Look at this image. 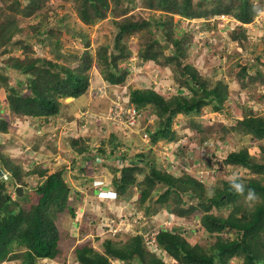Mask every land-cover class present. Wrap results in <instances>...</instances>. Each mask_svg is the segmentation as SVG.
I'll return each instance as SVG.
<instances>
[{"label": "trees", "instance_id": "trees-1", "mask_svg": "<svg viewBox=\"0 0 264 264\" xmlns=\"http://www.w3.org/2000/svg\"><path fill=\"white\" fill-rule=\"evenodd\" d=\"M45 1L0 0V58L4 61H0V94L5 93L4 106L7 104L13 114L11 119L0 113V263L18 259L19 264H36L44 257H58L62 250L57 220L68 212L74 216L77 207L71 202L73 193L66 175V162L53 171L43 162H35L24 172L12 160V154L4 150L3 145L14 141L11 135L15 130L13 122L24 116L38 118L41 124H53L55 118L71 121L76 116L70 117L63 110L64 106L72 105L65 99L88 98L90 70L94 64L101 74L97 91L105 84L121 90L132 75V63L136 68L142 66L140 72L160 68L161 81H170L173 86H178L176 92L149 82L144 86L128 85L126 88L129 101L141 113L136 117L141 126L150 118L154 120L142 129L143 134L150 137V151L131 154L130 150L123 148L125 142L116 133L102 138L95 148L92 133L73 127L69 134H63L68 137L66 139L74 152L71 165L73 168L79 165L75 170L89 174L97 165L121 160L122 166H110L115 172L110 183L115 199H133L138 207L147 201L145 215L169 208L167 215H178L182 220L159 229L153 228L156 230L154 235L138 231L124 241L116 239L117 236H108L101 243L102 249L94 248L92 241L78 244L74 249L75 263L115 264L120 260L123 264H232V261L236 264H264V113H257L251 107L243 112L242 117H237L230 128L226 125L220 129L210 127L218 138L214 140L217 143L225 140L229 131L249 135L251 140L259 141L258 156L249 147L239 146L225 150L223 159L217 161L225 168H246L257 174L233 177L243 184V193L235 190L233 178L223 177L221 184L208 194L201 178L194 177L189 170L179 168L177 174L175 168L156 167L155 162L159 158L154 148L162 140L176 142L187 130L193 131V135L195 133L200 139L198 147L204 143L209 145L210 133L199 116L207 105L222 111L229 97L228 82L223 77H216L220 68H215L213 75L203 74L188 60L191 54L195 57L197 53L193 40L198 35L193 31L199 30L194 19L232 15L241 23H249L260 12L264 0L259 3L253 0H74L83 23L95 24L109 18L113 38L105 45H98L94 54L89 49L72 53L54 49L56 58L46 55L34 57L30 53L32 45L29 41L33 36L53 46L59 37V29L75 30L68 21L71 13L65 12L60 18L55 13L52 18L44 15L38 25L31 26V33L17 36V32L23 31L18 25L17 14H33ZM175 15H179L178 22ZM184 18L191 20L190 26L179 32L177 23ZM238 28L240 31H235V28L231 37L240 41L246 38V32L241 24ZM76 31L86 38L82 26ZM136 34L139 41L132 43L130 37ZM89 43L86 42L87 45ZM14 44L25 51L24 57L10 52ZM256 57L255 63L249 60L236 64L240 68L236 75L238 82L248 89L254 86L246 84V77L251 78L252 83L258 80L264 86V68L260 66H264V52ZM125 63L126 68L122 66ZM251 67L255 68L254 73H250ZM79 107L84 111L89 109L87 102ZM179 115L187 121L181 120L180 128L175 131L173 123ZM221 128L225 133H221ZM52 131L43 130L41 141L34 144L35 151L42 142L46 151H59L56 140H51ZM102 131L104 135L105 131L116 132V128L104 125ZM136 136L132 133L131 138ZM211 153L218 155L217 150ZM78 159L85 163L76 166ZM26 175L34 178H26ZM141 175L143 179H140ZM17 183L25 188L23 196L14 192ZM249 190L255 194L251 199L246 198ZM183 196H187L188 201ZM249 201L251 205L246 204ZM192 222L195 226L191 233H199L195 239L186 236ZM149 226L147 224L145 232ZM151 238L157 250L149 245ZM162 252H166L167 257ZM166 258L170 261L167 262Z\"/></svg>", "mask_w": 264, "mask_h": 264}, {"label": "rangeland", "instance_id": "rangeland-1", "mask_svg": "<svg viewBox=\"0 0 264 264\" xmlns=\"http://www.w3.org/2000/svg\"><path fill=\"white\" fill-rule=\"evenodd\" d=\"M253 1H255V3H259L262 0ZM76 5L77 3L74 0H46L41 9L33 14L27 16L17 14L16 17L18 19V25L23 31L17 32L16 35L21 36L22 34L27 35L31 33L33 31L31 26L38 25L46 14H48V18H52L55 13H58L57 17L60 18L65 12H69L71 13V17L68 21H71L73 27L75 26V30L68 31L66 27L59 29V37L57 41L54 42L53 46H50L48 42L45 43L33 36L29 40L32 45L30 53L34 57L37 55H46L51 58H56L55 56H57V54L54 49L56 51L59 49H65L71 53L75 51L79 52L83 49H89L94 54L98 45H105L113 38L112 24L109 23V18H105L95 24L83 23L77 14ZM223 5H225V2ZM178 18L179 15H175L176 22H178ZM198 20H202L203 29L205 31L200 33L199 31L196 32V30L193 31L195 34H199L200 37H194L193 41L195 45L193 48L197 53H195V57L191 54L188 60L193 62L195 66L199 67L203 71V74L213 75V71L216 70L215 68H220L221 70L219 69L220 71L217 73L216 77H223L228 82L229 97L226 99L225 108L222 111L211 109V105H207L199 116L207 127V132L210 133L209 145L206 146V143H204V145L198 147L197 145L200 143V139L195 135V133L193 135V131L186 129L187 131L183 133L182 137L178 138L177 143H157L154 146L156 151L155 153L159 160L162 158L160 161H156L155 164L156 167H164L167 169L175 168L177 174L179 168L189 170L194 177L201 178L208 194H211V192L214 191L219 184H221V179L223 177L233 178L237 174H242L243 176L257 175L254 172H249L246 168H225L217 161H221L223 159L225 150L239 146L249 147V150L254 155L258 156L259 141L256 139L251 140L249 135H240L241 133L237 134L235 131H229L226 133V139L218 141L217 143L214 140H217L218 138L215 137L214 132H211L210 127L220 129V127L226 125L230 128V125L236 120V118L242 117L244 115L243 112L251 107L257 111V113H264V99L262 98V95L264 96V86L260 85V81L255 80L254 83H252V79L246 77V84L250 87L254 86L248 89L240 84L236 77L240 69L236 66L237 62L245 63L250 60L255 63L257 61L256 55L264 52V5L260 12L255 16L254 20L249 23L238 22L232 15H222L219 17L215 15L203 16V18H199ZM239 24H241L242 28H245L244 31L246 32V38L240 41L238 39H232L231 37L235 28V31H240L238 28ZM80 26H82L83 30L86 31V38H83V35L76 31ZM188 26H190L189 21L184 18V21L177 23L176 28L179 32H182L188 29ZM137 40L139 41L138 34L130 37V41H132V43ZM87 41L90 42L88 45L86 44ZM54 46H56V48H53ZM167 51L169 52V50ZM10 52L13 55H20L21 58L25 55V51L17 47L16 44L12 46ZM0 61L4 62L1 58ZM122 66H125L124 68L127 67L126 63L124 65L122 64ZM260 66L264 68L263 64ZM132 67L135 69V72ZM130 69L132 70V75L130 74L131 76L126 84L138 87L144 86L147 82H149V84L156 82L162 85V81L160 79V68H156L154 71L148 69L140 72V69H143L142 66H138L136 68L135 64L130 63ZM254 71L255 68L251 67L250 73H254ZM137 73L139 74L136 75ZM90 75L91 84L86 93L88 98L75 99L70 97L65 100L70 101L69 103L72 104L71 106L63 107V110L69 113L68 116H80L82 112L78 108H80L79 106L81 103L86 102L90 109H88V111L91 113L107 112L108 107L106 108V106L111 103L112 99V94L110 93L115 90V87L114 85L109 86L107 89L102 91V94H98L99 88L97 91L95 90L99 85L98 83H100L98 81L101 78V74L96 64L92 66ZM176 91L177 90H175V92ZM4 94H0V101L2 102H0V113L5 114L7 117L12 119L13 114L10 113V110L6 107L7 104L4 106V103H6L4 101ZM75 119L76 118H74V122L72 123L73 126L74 123H76ZM177 119L185 122L187 121L183 115H180ZM55 120H53L54 125H58V123L61 124L64 121V119H60V122ZM101 120L102 119H96L94 121L97 126V130L99 131L101 130L100 122H103ZM148 122L152 123L153 118L148 119L146 123L148 124ZM53 124H43V127H45L46 130H53L51 133V140H56L59 151L56 153L49 150L50 152L46 155V162L49 164L50 159L53 156H60L61 165L65 162L68 164L66 175L73 193L71 202L73 203L72 205L77 207L74 216L68 212L61 214L60 219L57 220L60 231L59 246L62 250L61 254L54 259L44 257L37 261L36 264H76L74 260V256L76 255L74 249L78 244L85 243L86 241H92L91 245H93L94 248L102 249L101 243L103 242V239L108 236H117L116 239L124 241L133 236L135 232L140 231L147 235L148 232L151 233V231L154 230L153 228L157 227L159 229L165 227L168 218H171L166 213L169 208L159 209L156 212H152L150 216H147L144 213L147 201L139 207L135 201H128L123 205L122 210L124 211L127 209L130 212V221L124 222L122 229L116 233L112 232L115 231L114 229L112 231L107 230V226H104L101 220H104L105 217H111L114 213H116L115 205L113 203L105 204L101 202L104 198L100 196L101 192L99 190L101 187L96 181L100 182L102 180V184H106L107 182L110 184L112 177L115 174L110 166H122V161H116L114 159L109 160V162L104 166L97 165L88 174L91 178L97 177V180L90 181V178H87L90 182L86 181V173L75 170V168H79L78 164H84L85 162L78 159L75 161V165L78 166L75 168L72 167L71 164L73 162L74 152L70 147L69 140L66 139L68 137L63 135L64 131L60 133V130H58V132L54 130ZM13 125H15V130L11 132V135L13 136L14 141L7 142L2 147L4 150L12 154V160L17 163L24 172H27L33 164L34 151L30 148L33 141L32 135H30L26 129L31 130L30 127L32 125L30 124L28 126L15 121L13 122ZM221 131V133H225L222 128ZM131 132L132 131L121 132L116 129V132L110 133H116L120 136L125 142L123 148L125 150H130L131 154L137 152L138 149V151H143L147 154L150 151L147 143H144L138 137H134L133 139L129 137ZM93 133L94 131H92V137L94 138L92 145L95 148L99 145L101 138H107L109 136L108 131H105L104 135H101V138ZM160 142H163V140ZM145 146H147V148H145ZM215 150H217V156H215L214 153H211ZM101 158L102 157H100V159ZM61 165L59 167H61ZM147 169L148 168H145L144 170ZM143 178V175H141L140 179ZM30 182L33 183L32 180H30ZM133 188H136V186H133ZM76 191H80V193L76 194ZM92 195L93 197L94 195L97 197V200H94V202H92ZM104 197L106 196L104 195ZM183 197L188 201L187 196ZM122 201L124 200L122 199ZM246 204L251 205L252 202L249 201V203L246 202ZM213 209H215V207H213ZM177 220H179V217ZM147 224H150L151 226H149V230L145 232L144 230L148 229ZM194 226L195 222H192L190 226L188 225L189 231L186 233V236L191 239L198 238L199 235V233L193 232L194 235L191 233V229ZM153 249H155V247H153ZM166 261L169 262L170 259L166 258ZM19 262L20 261L18 259H11L4 263L2 262V264H19ZM121 262L122 261L117 260L115 261V264H123V262ZM232 264H236V262L232 261Z\"/></svg>", "mask_w": 264, "mask_h": 264}, {"label": "built area", "instance_id": "built-area-1", "mask_svg": "<svg viewBox=\"0 0 264 264\" xmlns=\"http://www.w3.org/2000/svg\"><path fill=\"white\" fill-rule=\"evenodd\" d=\"M202 24L200 22H197L196 28L199 29V33L203 32L204 30L202 29ZM166 89H174L175 87L171 83H166L165 84ZM109 85L105 84L103 86L99 87V92L102 94V91L104 89H107ZM127 86L124 85L121 90H118L115 87V90L110 93L111 95V103L110 106L105 113H91L88 110H80L82 113L80 116H77L73 126L74 119L69 121V120H64L61 124L59 123L56 126V129H59L61 132L64 134L68 133L70 131V128L73 129V127H78V129L83 132H91V131H98L97 126L95 124L96 119H102L101 121H107L111 123H116L119 126H130L134 124L138 119H136L137 116H140V113L136 110L134 107L133 103L129 101V97L126 92ZM96 116V117H95ZM103 122H100V126L102 125ZM130 212L129 211H120L119 213L116 214V216L112 217H105L104 220H102V223L104 226H107V230L112 231L113 229L115 231H112L114 233L120 231L122 229L123 223L130 221ZM171 218H168V221L166 224H172L173 222L178 221L176 216H169ZM155 234V233H153ZM149 244H151V247H157L155 246V242L151 238V240L148 241Z\"/></svg>", "mask_w": 264, "mask_h": 264}, {"label": "clouds", "instance_id": "clouds-1", "mask_svg": "<svg viewBox=\"0 0 264 264\" xmlns=\"http://www.w3.org/2000/svg\"><path fill=\"white\" fill-rule=\"evenodd\" d=\"M189 22H191V20L190 19H188V18H186ZM236 19V18H235ZM237 20V19H236ZM194 21H197V22H200V24H202L203 22H202V20H196V19H194ZM238 21V20H237ZM238 22H240V21H238ZM202 26H203V24H202ZM202 29H203V27H202ZM199 30V29H198ZM204 30V29H203ZM205 31V30H204ZM199 37H200V35L199 34H197ZM157 68V67H156ZM172 82H173V80H171ZM162 83V87L164 88V89H166V87H165V84L166 83H164V82H161ZM169 83H171L170 81H169ZM154 84H157V85H160V84H158V83H154ZM173 84H174V82H173ZM129 84H126V86H128ZM174 86H176L175 84H174ZM115 87V86H114ZM178 89V86H176L173 90L175 91V90H177ZM100 93V92H99ZM104 96V95H103ZM102 96V97H103ZM106 96V95H105ZM70 97H68V98H66V99H69ZM73 98V97H72ZM65 99V100H66ZM67 102H70V101H67ZM110 106V105H109ZM109 106H108V108H109ZM78 109H80V108H78ZM81 110V109H80ZM140 113V112H139ZM141 114V113H140ZM180 116V115H179ZM179 116H177V117H179ZM140 117V116H139ZM176 117V118H177ZM56 119V120H55ZM54 120L55 121H58V122H60V119H57V118H55ZM36 120V121H35ZM64 120H67V119H64ZM73 120V119H72ZM154 121V120H153ZM17 123H22V124H31L32 125V127L33 126H35L36 127V125H37V127H39V129H38V134H39V137H42L43 135H44V133H43V130H42V126H43V124H41V120H39L38 118H30V117H27V116H24L23 118H19V119H17V121H16ZM153 123V122H152ZM41 124V125H40ZM59 124V123H58ZM145 125L144 126H146L147 125V123L145 122L144 123ZM104 125H106V127H110V126H114L118 131H121V132H128V131H132L131 132V134H130V136L129 137H132V133H135V134H137V136L135 137V138H140L144 143L146 142L147 143V145L149 146V148H150V142H151V140H150V137L148 136V135H146V134H143V132H142V129L144 128V126L142 125L141 126V124H140V122H139V119L134 123V124H132V125H130V126H119V125H117L116 123H111V122H107V121H104L103 123H102V125H101V130L103 129V126ZM22 126V125H21ZM56 126L57 125H54V130H56L57 132H58V130L59 129H56ZM180 126H181V120H178V119H176L175 121H174V123H173V129H175V131L176 130H178L179 128H180ZM101 130L99 131H94L100 138H101V135H103V131L101 132ZM111 131H108V133H109V136L112 134V133H110ZM60 133H61V131H60ZM91 133H92V131H91ZM50 137H52V135L50 136ZM102 140V138L100 139V141ZM99 141V142H100ZM178 141V140H177ZM177 141L176 142H172V144H174V143H177ZM37 142V140L34 142V143H32V145L30 146V148L34 151V157H33V164L31 165V166H33L34 165V163L35 162H43V164H44V166L45 167H47V168H49L50 169V171H53L54 169H57V168H59V166L62 164V163H60V156H57V157H55V156H53V155H51V156H53L51 159H50V163L48 164L46 161H47V159H46V155H47V151L46 150H37V151H35L34 149H33V147H34V144ZM165 142H168V141H163V142H158V143H165ZM101 143V142H100ZM99 143V144H100ZM99 146V145H98ZM97 146V147H98ZM155 146V145H154ZM145 148H147V146H145ZM139 150V149H138ZM137 150V151H138ZM48 157V156H47ZM64 163V162H63ZM26 178H34V176H28V177H26ZM32 181H33V179H31ZM102 180L100 181V182H98L97 181V183H99L100 184V196H102L103 198H104V200H101V202L102 203H105V204H109V203H113L114 205H117L118 207H119V211L117 212L116 211V213H114V215L113 216H116V214L117 213H119L120 211H123L122 210V207H123V205L126 203V202H128V201H134L133 199H130V200H124V201H122V200H117V199H115L114 198V196H115V194L113 193V191L111 190V187L108 189V188H106L105 187V184H102ZM232 184H233V187L235 188V190L236 191H238V192H240V193H243L244 192V186H243V184H241V183H239V182H237L236 181V179L235 178H233V180H232ZM17 185H22L21 183H17L16 185H15V187L17 186ZM70 185V184H69ZM110 186V185H109ZM15 187H14V192H15ZM16 194V193H15ZM104 195L106 196V197H104ZM255 194H254V192L252 191V190H249L248 191V198L249 199H251L253 196H254ZM13 196H15L14 194H13ZM126 206V205H125ZM127 208V207H126ZM127 209H125L124 211H126ZM128 211V210H127ZM112 217V216H111ZM176 217H179V220H181V216H176ZM176 221V222H178V223H180V221ZM101 222H102V220H101ZM173 223H175V222H173ZM172 223V224H173ZM168 225H171V224H166L165 226H168ZM135 233H137V232H135ZM153 233H156V230H152L151 231V234L152 235H154ZM151 240V239H150ZM154 241V240H153ZM155 242V241H154ZM156 244V243H155ZM150 245V244H149ZM151 246V245H150ZM153 250H157V249H153ZM162 253H164V252H162ZM164 255L165 256H167V253L165 252L164 253ZM4 262H6V261H4ZM3 262V263H4ZM0 264H2V263H0Z\"/></svg>", "mask_w": 264, "mask_h": 264}, {"label": "crops", "instance_id": "crops-1", "mask_svg": "<svg viewBox=\"0 0 264 264\" xmlns=\"http://www.w3.org/2000/svg\"><path fill=\"white\" fill-rule=\"evenodd\" d=\"M26 125L29 126L28 123H27ZM42 128H43V126H42ZM30 129H31V130H29V129H26V130L28 131V133H30V135H32V138H33L32 143H34L36 140H37V141H39V140L41 141V139H42L43 136H42V137H39V134H40V133L38 134V129H39V127H35V126L32 127V126H31ZM43 129L45 130V128H43ZM40 141H39V142H40ZM41 145H42V146H41L38 150H46V148L44 147V143H43V142L41 143ZM47 152H50V151L47 150ZM80 165H81V164H80ZM75 169H76V168H75ZM87 178H90V181H91V180H93V181H94V180H97V179H96L97 177H96V178H94V177L91 178L90 175L86 174V178H85V179H86V181H89V180H87ZM90 181H89V182H90ZM96 182H97V181H96ZM98 182H99V181H98ZM89 184H90V183H89ZM89 184H88V185H89ZM109 185H110V184L107 182V183L105 184V187L109 189V188H110ZM92 199H93L92 202H94V200H95V201L97 200V197H95V195H94V197H93V195H92ZM115 211H117V212L119 211V207H118L117 205H115Z\"/></svg>", "mask_w": 264, "mask_h": 264}, {"label": "water", "instance_id": "water-1", "mask_svg": "<svg viewBox=\"0 0 264 264\" xmlns=\"http://www.w3.org/2000/svg\"><path fill=\"white\" fill-rule=\"evenodd\" d=\"M15 193L18 195V196H23L24 193H25V188L23 185H17L15 187Z\"/></svg>", "mask_w": 264, "mask_h": 264}, {"label": "bare ground", "instance_id": "bare-ground-1", "mask_svg": "<svg viewBox=\"0 0 264 264\" xmlns=\"http://www.w3.org/2000/svg\"><path fill=\"white\" fill-rule=\"evenodd\" d=\"M139 186V185H138Z\"/></svg>", "mask_w": 264, "mask_h": 264}]
</instances>
